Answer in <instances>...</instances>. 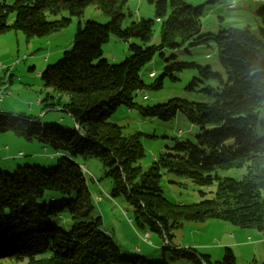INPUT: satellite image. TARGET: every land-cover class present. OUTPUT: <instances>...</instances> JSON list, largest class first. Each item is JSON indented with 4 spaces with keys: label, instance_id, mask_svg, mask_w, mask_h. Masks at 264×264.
Listing matches in <instances>:
<instances>
[{
    "label": "trees",
    "instance_id": "obj_1",
    "mask_svg": "<svg viewBox=\"0 0 264 264\" xmlns=\"http://www.w3.org/2000/svg\"><path fill=\"white\" fill-rule=\"evenodd\" d=\"M154 20L121 27L127 0H3L0 35L10 30L26 38L55 33L79 18L93 3L109 17L102 25L79 22L70 49L40 73L45 87L66 100L45 98L41 109L66 112L72 130L42 122L36 117L0 113V134L12 133L27 142H38L58 156L53 168L17 167L0 171V264H141L124 257L93 214L94 205L81 161L96 159L110 180L112 199L122 198L132 209L135 226L164 237L171 244L175 228L184 222L218 220L239 228L264 230V11L263 27L254 34L248 27L227 28L200 34L202 6L187 0H145ZM66 16L48 21L45 13ZM12 16L9 19V16ZM159 23V44H151L153 25ZM110 35L129 42L130 55L118 64L102 58V45ZM213 44L223 75L209 67L173 63L149 87L158 89L162 79L187 67L196 68L214 85L202 92L207 101L170 99L164 104L140 107L135 93L143 89L141 69L155 54L181 46ZM174 57H172L173 59ZM199 82L193 79L189 88ZM48 99H52L48 105ZM136 108L147 118L172 120L177 112L197 128L194 141L173 140L172 147L142 170L138 134L125 136L109 121L119 106ZM62 121V120H61ZM52 123V124H51ZM247 166L241 180L222 177L220 171ZM85 167V166H84ZM189 179L199 187L215 186L210 197L190 206H175L161 196V171ZM204 193H201L203 196ZM99 198V197H98ZM97 198V199H98ZM63 220L66 229L52 224ZM168 249L192 264H237L229 248L220 260L174 245Z\"/></svg>",
    "mask_w": 264,
    "mask_h": 264
},
{
    "label": "rangeland",
    "instance_id": "obj_2",
    "mask_svg": "<svg viewBox=\"0 0 264 264\" xmlns=\"http://www.w3.org/2000/svg\"><path fill=\"white\" fill-rule=\"evenodd\" d=\"M9 1L11 0H6L7 3ZM2 2L3 0H0V3ZM187 4L193 7L202 6L199 35L215 34L227 28L245 27L257 34L259 28L263 27L262 16L258 13L264 11V0H187ZM123 13L125 19L121 23L122 28L142 19L154 20L153 8L145 0H127ZM45 16L48 21H54L65 17L66 13L62 12L57 16L45 13ZM11 18L10 15L9 19ZM87 21L104 25L109 21V17L91 3L83 9L81 17L72 18L68 26L55 33L26 38L20 32L10 30L0 35V65L4 68L10 67L8 72L0 70V90H5V93L0 91V110H4L0 113L32 116L42 122H55L57 127L64 130L73 129L74 124L70 116L58 107L45 108V116L40 114L44 107L38 104L39 99L44 101L48 97L56 100L58 97L64 102L66 98L45 87L39 74L47 66L55 64L63 52L70 49L78 22L83 25ZM132 41L136 42H125L110 35L101 47L102 58L111 64L122 62L130 55L129 43ZM151 44H159L158 22L153 25ZM15 59H18L19 63L12 65ZM173 63L209 67L212 73L223 75L213 44L165 49L162 56L155 54L139 73L144 87L135 93L134 103L137 106L161 105L174 98L187 102L208 100L202 90L213 86L214 82L202 78L193 67L174 71L172 75L175 80L164 77L162 86L158 89L149 88L163 74L164 68ZM9 73L13 75L10 85ZM193 79H198L199 82L191 90L189 85ZM47 103L51 105L52 99H48ZM109 121L119 126L125 136L138 134L143 156L137 161V165L142 170L151 168L160 155L172 147L174 139L194 141L198 134L197 128L180 112L170 121H161L142 116L136 108L121 105L110 116ZM57 159L58 156L49 147L38 142H27L12 133L0 134L1 172H12L17 167L34 165L44 169L53 168ZM79 161L88 172L84 178L91 193L93 214L100 218L103 232L111 237L122 256L139 258L143 261L141 264H192L183 257L175 256L168 246L174 245L177 249L190 248L198 254L209 255L214 261L221 259L224 248H229L237 264H264V230L239 228L218 220L203 223L184 222L175 228L170 244L163 236L137 228L132 220L133 211L128 204L122 198L109 197L111 183L105 178V169L100 162L96 159ZM247 170L248 167L243 165L240 169L220 171V175L241 180ZM159 185L162 198L180 207L196 204L204 196L210 197L215 189V186H196L189 179L177 177L164 170L161 171ZM201 193L204 195L201 196ZM51 221L53 225L66 229L63 220L54 218Z\"/></svg>",
    "mask_w": 264,
    "mask_h": 264
},
{
    "label": "crops",
    "instance_id": "obj_3",
    "mask_svg": "<svg viewBox=\"0 0 264 264\" xmlns=\"http://www.w3.org/2000/svg\"><path fill=\"white\" fill-rule=\"evenodd\" d=\"M15 36H17V35H15ZM8 67L7 68H3V69H1V70H5V71H7L8 72ZM4 74V73H3ZM40 75V74H39ZM8 78H9V80H8V85H10V83H11V81H12V79H13V75L12 74H10L9 73V75H8ZM0 91H2V93L4 92L5 93V90H0ZM1 93V94H2ZM38 104H41V105H43L44 106V104H42V100H38ZM0 111H4V110H0ZM45 113H46V111H45ZM41 115H42V112L40 113ZM63 121V120H62ZM7 148V147H6ZM8 149V148H7ZM6 149V150H7ZM19 156H21L20 154H19ZM185 248V247H184Z\"/></svg>",
    "mask_w": 264,
    "mask_h": 264
},
{
    "label": "built area",
    "instance_id": "obj_4",
    "mask_svg": "<svg viewBox=\"0 0 264 264\" xmlns=\"http://www.w3.org/2000/svg\"><path fill=\"white\" fill-rule=\"evenodd\" d=\"M259 2H260V1H259ZM18 63H19V60H18V59H15L12 65H16V64H18ZM3 68H4L3 65H0V70L3 69ZM5 68H7V67H5ZM8 68H10V67H8ZM20 155H21V154H20Z\"/></svg>",
    "mask_w": 264,
    "mask_h": 264
},
{
    "label": "bare ground",
    "instance_id": "obj_5",
    "mask_svg": "<svg viewBox=\"0 0 264 264\" xmlns=\"http://www.w3.org/2000/svg\"><path fill=\"white\" fill-rule=\"evenodd\" d=\"M81 169H82V172L84 173H86L87 172V170H86V168L84 167V166H81Z\"/></svg>",
    "mask_w": 264,
    "mask_h": 264
}]
</instances>
